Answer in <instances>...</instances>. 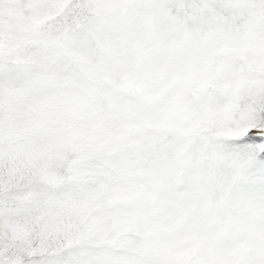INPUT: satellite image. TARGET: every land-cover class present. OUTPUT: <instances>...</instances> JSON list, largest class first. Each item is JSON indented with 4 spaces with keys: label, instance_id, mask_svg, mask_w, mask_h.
<instances>
[{
    "label": "snow or ice",
    "instance_id": "snow-or-ice-1",
    "mask_svg": "<svg viewBox=\"0 0 264 264\" xmlns=\"http://www.w3.org/2000/svg\"><path fill=\"white\" fill-rule=\"evenodd\" d=\"M0 264H264V0H0Z\"/></svg>",
    "mask_w": 264,
    "mask_h": 264
}]
</instances>
